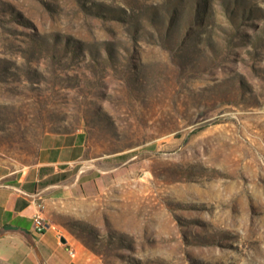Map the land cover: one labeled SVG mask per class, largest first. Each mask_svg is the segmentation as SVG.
I'll list each match as a JSON object with an SVG mask.
<instances>
[{
	"label": "rangeland",
	"instance_id": "obj_1",
	"mask_svg": "<svg viewBox=\"0 0 264 264\" xmlns=\"http://www.w3.org/2000/svg\"><path fill=\"white\" fill-rule=\"evenodd\" d=\"M48 134L83 264H264V0H0V157Z\"/></svg>",
	"mask_w": 264,
	"mask_h": 264
},
{
	"label": "crops",
	"instance_id": "obj_2",
	"mask_svg": "<svg viewBox=\"0 0 264 264\" xmlns=\"http://www.w3.org/2000/svg\"><path fill=\"white\" fill-rule=\"evenodd\" d=\"M83 147L81 134H48L28 161L0 157V264H83L50 220L60 201L77 195L82 178L93 173L96 159L85 158ZM38 214L47 225L42 233L34 223Z\"/></svg>",
	"mask_w": 264,
	"mask_h": 264
},
{
	"label": "built area",
	"instance_id": "obj_3",
	"mask_svg": "<svg viewBox=\"0 0 264 264\" xmlns=\"http://www.w3.org/2000/svg\"><path fill=\"white\" fill-rule=\"evenodd\" d=\"M34 223H35L36 231L38 233L44 232V230L47 227V225H46V223L44 221V218L40 214H38V215L35 216ZM70 253H71L72 256H74L75 255V250L74 249H71L70 250Z\"/></svg>",
	"mask_w": 264,
	"mask_h": 264
},
{
	"label": "water",
	"instance_id": "obj_4",
	"mask_svg": "<svg viewBox=\"0 0 264 264\" xmlns=\"http://www.w3.org/2000/svg\"><path fill=\"white\" fill-rule=\"evenodd\" d=\"M61 240H62L63 243L67 242V240L65 238H62Z\"/></svg>",
	"mask_w": 264,
	"mask_h": 264
}]
</instances>
